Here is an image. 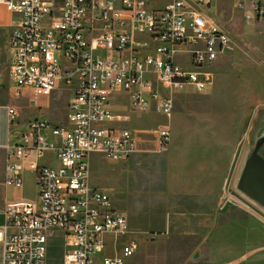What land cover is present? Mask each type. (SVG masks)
Masks as SVG:
<instances>
[{
    "label": "built area",
    "instance_id": "1",
    "mask_svg": "<svg viewBox=\"0 0 264 264\" xmlns=\"http://www.w3.org/2000/svg\"><path fill=\"white\" fill-rule=\"evenodd\" d=\"M154 1L0 0L18 16L11 36V74L18 89L30 88L36 101L60 89L72 95L66 124L34 118L18 133L13 128L3 145L6 183L22 188L25 172L32 171L38 184L37 200L5 205L3 264H46L49 238L58 231L65 239L63 264H125L139 249L130 232L120 256H97L130 223L110 194L92 183V156L123 162L137 148L135 133L114 125L125 117L113 112L111 95L127 93L134 109L154 103L170 117L173 90L207 89L211 67L232 47L231 36L204 11L213 0H170L153 7ZM238 1L242 7L249 3L247 17H264V0ZM182 53L188 65L175 60ZM8 118L11 127L19 123L15 108H8ZM158 136L167 143L169 129L160 128ZM49 152L57 164L40 162Z\"/></svg>",
    "mask_w": 264,
    "mask_h": 264
},
{
    "label": "rangeland",
    "instance_id": "2",
    "mask_svg": "<svg viewBox=\"0 0 264 264\" xmlns=\"http://www.w3.org/2000/svg\"><path fill=\"white\" fill-rule=\"evenodd\" d=\"M249 6L213 0L211 19L231 36V50L211 67L207 89L173 90L170 117L116 104L130 115L125 126L135 132L137 148L123 162L99 161L103 157L94 154L91 179L107 188L130 224L99 258L120 256L133 232L139 249L125 264H264V201L241 187L250 162H264V17H247ZM175 60L187 63L189 57ZM7 95L24 120L65 119L66 94H53L39 108L30 93L14 97L10 81ZM164 127L167 143L158 136ZM23 187V198L37 200L34 174ZM54 243L59 246V239Z\"/></svg>",
    "mask_w": 264,
    "mask_h": 264
},
{
    "label": "crops",
    "instance_id": "3",
    "mask_svg": "<svg viewBox=\"0 0 264 264\" xmlns=\"http://www.w3.org/2000/svg\"><path fill=\"white\" fill-rule=\"evenodd\" d=\"M168 1H170V0H155L152 3V6L153 7L154 6H163ZM212 4H213V2H212ZM210 9H211V7L208 10H204L206 15H210V12H209ZM213 12H215V11H213ZM17 21H18V16L16 14H14L13 12H11L9 9H7V7L4 4L0 3V228L3 227L5 224L4 208H5L6 203L8 201L22 199L24 196V189H23L24 187L17 188V187L8 185L6 183L7 153H6L5 149L3 148V145L6 144L10 139V136H11L10 131L14 128L13 132L18 133V131L20 129H22L26 126V123L28 122V120H31L34 118H40V119L47 120V121L51 122L50 117L47 115H43V116L42 115H40V116L35 115L33 117H28L26 120H24L21 117V116H23V115H21L22 113L18 112V108H16L12 103H10V101L8 99L7 91H8V87L10 86V81H12V84H13V96L14 97L19 99V97H21L24 93L25 94L30 93L35 105L39 108H42L43 105H45V99L51 98L53 94H55V93H58L60 95L66 94L68 99L66 102L67 112H66L65 119L57 120L55 122H51L55 125H63V124H66L68 122V114H69L68 102L72 96L68 89H60V90L55 91L51 96L40 97L36 101L35 97H34V93L30 88L23 87L21 89H18L17 84H16V82L13 79V76L11 74V67H12V63H13V51H12V47H11V36H12L14 25ZM138 36L140 38H148V35H138ZM152 45H156V43L152 42ZM101 54L103 56H106L109 53H107L106 51H102ZM179 63L184 64V65H188L189 61L187 63L186 62H184V63L179 62ZM149 78H151L154 82V85L156 87H158L162 93H164V87L161 85V83L158 80H156L155 77H149ZM125 96H126V98H125ZM121 101L128 102L129 107L131 109H134L131 106V103H130V100H129L127 93L114 92L110 98L111 108L115 114L125 117L124 121L116 122V123H114V125L119 126V127H125V128L130 129L131 131H133L130 128V126H125V125H128V122L130 121V115L129 114H122V112H121L122 109H120L119 107L116 106V104L118 102H121ZM9 107L15 108L17 113H18L19 123L17 125H15L14 127H11V124L9 122V118H8V108ZM137 110H139V109H137ZM149 110L157 112L154 103H151V106L145 111H149ZM159 114L162 115L161 113H159ZM124 123H127V124H124ZM96 159H98L99 161H107L101 157H97ZM40 162L42 164H48V165L57 164L56 157L52 152H49L45 156L41 157ZM30 174L35 175V173L32 171H26L25 172L26 177L24 176V180H25V178H28L30 176ZM35 178H36V175H35ZM101 188H103L107 191V188H105V187H101ZM107 192L109 193V191H107ZM114 207H115V205H114ZM116 209L118 210V208H116ZM129 223H130V221H129ZM58 232H62V231H58ZM121 236H124V233L121 235H114L111 238H114V237L120 238ZM63 237H64V233H63ZM124 244H125V242H124ZM64 245H65V239H64ZM64 254H65V247H64ZM63 259H64V257H63ZM0 264H3L1 244H0Z\"/></svg>",
    "mask_w": 264,
    "mask_h": 264
},
{
    "label": "bare ground",
    "instance_id": "4",
    "mask_svg": "<svg viewBox=\"0 0 264 264\" xmlns=\"http://www.w3.org/2000/svg\"><path fill=\"white\" fill-rule=\"evenodd\" d=\"M260 185L264 186V162L253 159L242 178L241 187L252 198L264 201V188H260ZM127 232L129 229L124 234Z\"/></svg>",
    "mask_w": 264,
    "mask_h": 264
},
{
    "label": "trees",
    "instance_id": "5",
    "mask_svg": "<svg viewBox=\"0 0 264 264\" xmlns=\"http://www.w3.org/2000/svg\"><path fill=\"white\" fill-rule=\"evenodd\" d=\"M54 239H59V246L54 243ZM64 237L62 232H56L49 238L47 264H63L64 257ZM58 247V248H57Z\"/></svg>",
    "mask_w": 264,
    "mask_h": 264
}]
</instances>
